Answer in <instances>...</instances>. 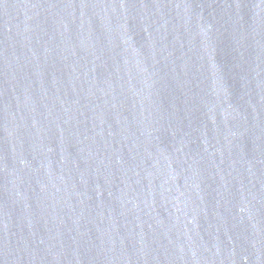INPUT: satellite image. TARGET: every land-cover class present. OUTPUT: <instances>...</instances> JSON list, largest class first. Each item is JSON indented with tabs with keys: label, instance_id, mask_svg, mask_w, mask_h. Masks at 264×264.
Segmentation results:
<instances>
[{
	"label": "water",
	"instance_id": "1",
	"mask_svg": "<svg viewBox=\"0 0 264 264\" xmlns=\"http://www.w3.org/2000/svg\"><path fill=\"white\" fill-rule=\"evenodd\" d=\"M0 264H264V0H0Z\"/></svg>",
	"mask_w": 264,
	"mask_h": 264
}]
</instances>
